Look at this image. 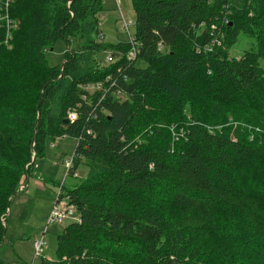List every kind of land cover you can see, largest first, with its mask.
I'll list each match as a JSON object with an SVG mask.
<instances>
[{
	"label": "trees",
	"instance_id": "obj_1",
	"mask_svg": "<svg viewBox=\"0 0 264 264\" xmlns=\"http://www.w3.org/2000/svg\"><path fill=\"white\" fill-rule=\"evenodd\" d=\"M102 4L0 0V240L24 178L43 181L36 161L67 136L64 178L87 171L55 183L54 202L77 219L39 264H199L231 228L226 264H264V0H131L115 43L95 39ZM240 32L254 46L237 58ZM73 37L78 48L48 64Z\"/></svg>",
	"mask_w": 264,
	"mask_h": 264
},
{
	"label": "rangeland",
	"instance_id": "obj_2",
	"mask_svg": "<svg viewBox=\"0 0 264 264\" xmlns=\"http://www.w3.org/2000/svg\"><path fill=\"white\" fill-rule=\"evenodd\" d=\"M103 10L97 13L100 32L95 39L102 38L101 41L105 43H115L117 41H127V34L124 26L133 22L134 13L131 6V0H102ZM130 33H133V26L129 27ZM68 45L65 41L59 40L51 50L45 52L48 64L56 65L63 61V54L69 46L72 49H77L79 46L78 38L73 37ZM254 46V38L251 35L240 32L237 41L233 44L229 53L231 56L240 57L244 52L252 49ZM107 53L98 55L104 60ZM107 59H110L108 56ZM170 134L166 131H159L163 133L161 140L166 144L172 143V137H175V130L172 125L169 126ZM177 137V136H176ZM175 137V138H176ZM176 140V139H175ZM49 142V141H48ZM47 142V143H48ZM76 140L72 137H60L52 143L47 144L46 156L36 161V171L43 176L41 181L36 176L24 178L21 185L28 184L23 191L18 193L12 199L9 213L6 217V227L4 237L0 240V258L7 262V264H39L40 259H54L56 250V236L62 231L63 227L72 220L77 219V214H72L71 218L66 219L62 223H54L49 226L46 225V220L52 203L57 198L60 192L55 183H61L65 186H73L84 179L87 167L80 165L75 175H68L64 178L66 173L65 162L71 158L75 147ZM51 145L53 147H51ZM255 159V158H254ZM251 160L246 167L247 173L250 176L254 170L256 160ZM254 161V163H253ZM44 183V185H43ZM160 189L154 192V196H159ZM147 197L152 194L148 192ZM66 203V199L62 197L59 199ZM236 223V221H234ZM234 228L229 229V232L218 233L215 241L204 250V262L200 260L199 264H226L225 255L219 247L220 243L228 244V247L236 246L238 236L233 233ZM45 230V245L43 251L39 256H34V242L42 232ZM231 236L232 238H228ZM234 238V239H233ZM231 254H228V256ZM255 257L256 255H252ZM249 257V258H251ZM250 260V259H246Z\"/></svg>",
	"mask_w": 264,
	"mask_h": 264
},
{
	"label": "built area",
	"instance_id": "obj_3",
	"mask_svg": "<svg viewBox=\"0 0 264 264\" xmlns=\"http://www.w3.org/2000/svg\"><path fill=\"white\" fill-rule=\"evenodd\" d=\"M10 1V0H7ZM70 117H74V114L71 112ZM71 165V160L66 161V167H69ZM73 206H68L66 203H63L62 201L56 203L54 202V205L52 206L51 210L49 211L46 225L49 226L54 223H62L66 219L71 218L73 214ZM3 221L4 218L2 217ZM45 230L43 234L39 236L38 239L34 242V256L37 257L40 255V253L43 251V247L45 245Z\"/></svg>",
	"mask_w": 264,
	"mask_h": 264
},
{
	"label": "water",
	"instance_id": "obj_4",
	"mask_svg": "<svg viewBox=\"0 0 264 264\" xmlns=\"http://www.w3.org/2000/svg\"><path fill=\"white\" fill-rule=\"evenodd\" d=\"M64 121L67 122V119H65Z\"/></svg>",
	"mask_w": 264,
	"mask_h": 264
},
{
	"label": "crops",
	"instance_id": "obj_5",
	"mask_svg": "<svg viewBox=\"0 0 264 264\" xmlns=\"http://www.w3.org/2000/svg\"><path fill=\"white\" fill-rule=\"evenodd\" d=\"M77 171H78V169H77ZM77 171H76V173H77ZM44 185V184H43Z\"/></svg>",
	"mask_w": 264,
	"mask_h": 264
},
{
	"label": "bare ground",
	"instance_id": "obj_6",
	"mask_svg": "<svg viewBox=\"0 0 264 264\" xmlns=\"http://www.w3.org/2000/svg\"><path fill=\"white\" fill-rule=\"evenodd\" d=\"M133 55V54H132ZM129 56H131V55H129ZM133 58V57H132Z\"/></svg>",
	"mask_w": 264,
	"mask_h": 264
}]
</instances>
